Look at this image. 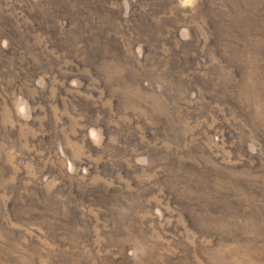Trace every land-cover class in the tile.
<instances>
[{
	"label": "rangeland",
	"instance_id": "374dc122",
	"mask_svg": "<svg viewBox=\"0 0 264 264\" xmlns=\"http://www.w3.org/2000/svg\"><path fill=\"white\" fill-rule=\"evenodd\" d=\"M0 264H264V0H0Z\"/></svg>",
	"mask_w": 264,
	"mask_h": 264
}]
</instances>
